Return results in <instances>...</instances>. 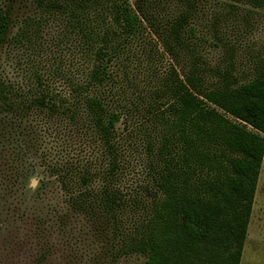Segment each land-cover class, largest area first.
Wrapping results in <instances>:
<instances>
[{"label": "trees", "instance_id": "16d2710c", "mask_svg": "<svg viewBox=\"0 0 264 264\" xmlns=\"http://www.w3.org/2000/svg\"><path fill=\"white\" fill-rule=\"evenodd\" d=\"M25 1L33 15L9 41ZM246 1L264 9V0ZM142 6L0 0V52L10 42L31 46L60 81L35 72L16 88L0 64V114L43 119L50 148L42 166L63 195L51 217L35 218V264L52 253L53 231L80 222L99 244L95 263L138 254L145 264H240L264 157V67L248 81L227 70L209 81L186 42L190 14L172 18L154 41ZM44 33L59 50L54 59L39 44Z\"/></svg>", "mask_w": 264, "mask_h": 264}, {"label": "rangeland", "instance_id": "374dc122", "mask_svg": "<svg viewBox=\"0 0 264 264\" xmlns=\"http://www.w3.org/2000/svg\"><path fill=\"white\" fill-rule=\"evenodd\" d=\"M130 2L136 12L141 10L139 5L143 3L148 20L142 15L139 18L154 41H158L156 33L172 18L184 12L190 14L186 42L197 63L206 70L209 81L214 78L215 71L226 70L240 81H248L256 69L264 67V9L254 8L246 0ZM29 14L33 15V9L27 1L14 9L7 40L15 37L20 21ZM52 39V34L44 33L39 44L54 59L59 50ZM30 47L6 44L0 52L2 76L14 87L24 89L29 86L33 73L39 72L44 79L60 87V81L51 76L54 62L39 63L41 58ZM163 60L182 75L183 70L169 55H164ZM48 128L43 119L33 114L27 117L0 114V264H35L39 252L35 218L39 215L51 217L52 208L60 206L63 199L42 166L50 148ZM117 128L124 130L123 121ZM135 172L130 173L134 176ZM53 233L51 245L54 248L45 264L105 263H95L92 259L99 244L90 239L83 223L74 224L64 233L56 230ZM146 259V256L128 254L112 264H145ZM240 264H264V157Z\"/></svg>", "mask_w": 264, "mask_h": 264}]
</instances>
